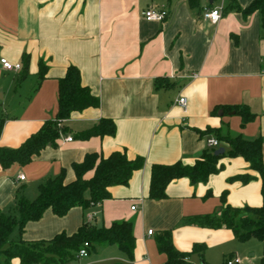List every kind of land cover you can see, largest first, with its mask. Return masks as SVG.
Segmentation results:
<instances>
[{
  "label": "crops",
  "instance_id": "1",
  "mask_svg": "<svg viewBox=\"0 0 264 264\" xmlns=\"http://www.w3.org/2000/svg\"><path fill=\"white\" fill-rule=\"evenodd\" d=\"M236 1L243 7L251 0ZM200 4L201 9H192L187 0H0V58L22 65V55L29 56L24 80H18L21 69L6 71L0 64V117L5 118L0 146L15 149L45 120L55 118L58 79L70 65L80 70L82 85L99 100L97 107L72 112L61 122L72 140L62 135L55 147L46 146L29 163L0 166V213H11L17 191L32 200L38 185L62 170L65 181H73L72 165L87 153L106 157L112 151H124L130 159L141 156L144 160L128 184L109 187V199L88 210L73 207L62 217L48 209L38 220L26 222L24 240H47L64 231L70 234L83 221L109 227L113 221L130 220L133 259L111 244L97 245L88 256L70 263L161 264L167 255L159 251L157 236L163 231H170L173 245L181 252L191 251L194 244L205 245L202 254L189 253L187 260L195 264H223L228 256H238V264L264 261L259 240L258 254L254 251L247 258L244 253V249L258 248L250 241L256 238L241 242L225 226L186 222L217 215L225 205L263 204L260 175L243 157L224 155L219 160L223 166L206 182L191 184L188 177L176 178L166 186L165 198H149L151 166L177 161L193 165L209 148L206 139L216 138V128L228 127L245 139L264 135L260 17L230 11L211 23L202 17L208 0ZM150 6L168 8L164 22L145 20L142 13ZM41 63L45 75L40 80ZM158 77L172 85L157 87ZM180 96L187 97L184 109L176 102ZM230 104L247 105L254 118L241 125L235 112L215 110ZM107 117L115 122L114 135L73 137ZM218 147L224 153L229 149L222 142ZM262 157L264 162V144ZM18 174L24 179L19 180ZM241 174L251 177L242 182L236 178ZM18 262L14 259L12 264Z\"/></svg>",
  "mask_w": 264,
  "mask_h": 264
},
{
  "label": "trees",
  "instance_id": "2",
  "mask_svg": "<svg viewBox=\"0 0 264 264\" xmlns=\"http://www.w3.org/2000/svg\"><path fill=\"white\" fill-rule=\"evenodd\" d=\"M215 1L218 0L208 3V8H212ZM187 4L192 9H201L200 0H187ZM230 11L241 13L242 16L257 13L264 33V0H251L243 7L236 0H229L223 13ZM22 56L18 80H24L29 72V56L28 54ZM39 71L41 80L45 75L44 64L39 65ZM155 83L157 87L168 88L172 85L162 77L156 78ZM57 101L58 109L54 119L45 120L36 132L15 149L0 146V166L3 169L10 168L15 163L27 164L46 146L55 147L62 135L70 133L68 127L62 125L63 120L69 118L72 112L99 105L98 97L87 86L82 85L80 70L75 65L68 66L65 74L59 77ZM218 108L238 114L241 117V125L255 116L247 105H222L216 106L215 110ZM4 123L5 118L0 117V133ZM115 133V122L107 117L101 118L90 128L77 131L73 137L88 139L92 136L103 137ZM213 133L220 142L228 145V151L214 155L216 149L207 148L193 165H184L180 161L170 165L155 163L150 169L149 198L154 200L165 198L166 186L176 178L188 177L191 184L206 182L210 175L217 173L223 166L219 164L222 156H241L249 162L250 168L260 175L263 204L259 207L244 208L225 205L217 215L188 218L186 222L211 227L225 226L241 242L256 238L261 242L264 251V162L262 157L264 135L245 139L241 134L230 131L228 127L216 128ZM143 163L141 156L130 159L124 151H112L106 157L98 152L87 153L81 161L73 163L72 169L75 174L73 181L66 182L65 171L62 170L59 174L47 177V180L40 183L37 187V196L32 200L23 195L20 190L17 191L13 207L17 215L2 211L0 213V264H12L14 259H19L18 264H66L77 259L76 254L85 242L89 243L88 251H94L97 245L115 244L122 254L133 259L135 238L133 223L130 220L113 221L109 227L83 221L75 232L69 234L64 231L47 240L27 241L22 238V232L26 222L38 220L48 209L62 217L73 207L88 210L103 200L109 199L111 197L109 187L128 184L132 173L142 167ZM90 171H93L92 176L86 178L85 174ZM250 177V174H241L236 178L247 182ZM222 199L224 200L223 195ZM14 232L16 236L12 237ZM157 244L159 251L167 255L166 261L161 264H195L187 260L189 253L202 254L205 249V245L194 244L189 252L179 251L172 243L170 231L159 233ZM260 264H264V261L261 260Z\"/></svg>",
  "mask_w": 264,
  "mask_h": 264
},
{
  "label": "built area",
  "instance_id": "3",
  "mask_svg": "<svg viewBox=\"0 0 264 264\" xmlns=\"http://www.w3.org/2000/svg\"><path fill=\"white\" fill-rule=\"evenodd\" d=\"M219 1L224 2L225 0H219ZM224 8H225V4H223L221 7L213 5L212 8H205L204 11L202 12V17L204 19L209 20L211 23L212 22L216 23L217 21H219V18L223 13ZM168 13L169 11H168V8L166 7L164 8V7H159V6H150V8L144 10L142 14L145 20L147 21L152 20V21L164 22L165 21L164 19L166 18ZM0 64L4 70L11 71V72L18 71L22 67L20 63H11L6 58H0ZM195 76H196L195 74L192 75V77H195ZM176 102L178 103V105H180L184 109L187 104V97L180 96V98H178ZM64 140L70 141L72 140V137L70 135H67L64 137ZM206 143H207V147L214 148V149L220 145V141L214 137H210L206 139ZM17 178L19 180H23L24 175L18 174ZM131 207L132 209L136 208L134 205ZM88 217H91V215L89 214ZM147 233L152 234V230H148ZM88 247H89V243L85 242L84 245L77 252L76 254L77 258L88 256V249H87ZM239 262H240V259L238 256H235V257L228 256L224 259L223 264H238ZM66 264H71V263L68 262Z\"/></svg>",
  "mask_w": 264,
  "mask_h": 264
},
{
  "label": "rangeland",
  "instance_id": "4",
  "mask_svg": "<svg viewBox=\"0 0 264 264\" xmlns=\"http://www.w3.org/2000/svg\"><path fill=\"white\" fill-rule=\"evenodd\" d=\"M228 1L229 0H226V2L225 1L224 2H221L219 0L218 1H215L214 2V6L221 7L223 4H225V7H226L227 4H228L227 3ZM10 214L16 216L17 215V212L14 209H12ZM14 236H15V232L12 234V237H14ZM250 241H253V243H257L258 248L250 247V248H248V250L247 249H244L245 250L244 253H245V255H246L247 258H251V257H249V255H251L252 252L255 251V253L258 254L261 251L260 250V242H258V240H250ZM250 243H252V242H250ZM250 243H248V244H250Z\"/></svg>",
  "mask_w": 264,
  "mask_h": 264
},
{
  "label": "water",
  "instance_id": "5",
  "mask_svg": "<svg viewBox=\"0 0 264 264\" xmlns=\"http://www.w3.org/2000/svg\"><path fill=\"white\" fill-rule=\"evenodd\" d=\"M211 2H212V0H208V3H211ZM222 153H224V148L223 147H218L214 151V155H218V154H222Z\"/></svg>",
  "mask_w": 264,
  "mask_h": 264
}]
</instances>
